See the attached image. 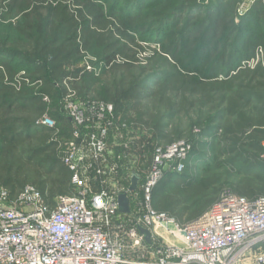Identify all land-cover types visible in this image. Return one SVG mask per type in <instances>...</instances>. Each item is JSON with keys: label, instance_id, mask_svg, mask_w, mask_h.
I'll list each match as a JSON object with an SVG mask.
<instances>
[{"label": "built area", "instance_id": "built-area-1", "mask_svg": "<svg viewBox=\"0 0 264 264\" xmlns=\"http://www.w3.org/2000/svg\"><path fill=\"white\" fill-rule=\"evenodd\" d=\"M63 103L73 129L60 161L71 172L74 192L49 206L31 185L14 198L0 189V264H264V197L226 193L181 225L153 208L152 195L166 171H183L191 145L155 146L145 171L133 159L123 166L133 157L135 137L113 106L69 97ZM37 124L55 126L47 114ZM120 166L127 167L126 177ZM136 170L138 186L131 192ZM121 195L129 199L127 214L119 211Z\"/></svg>", "mask_w": 264, "mask_h": 264}, {"label": "trees", "instance_id": "trees-1", "mask_svg": "<svg viewBox=\"0 0 264 264\" xmlns=\"http://www.w3.org/2000/svg\"><path fill=\"white\" fill-rule=\"evenodd\" d=\"M74 3L76 8L64 2L55 4L49 16L50 26L47 37L41 35L43 27L40 17L26 15L27 22L24 25L23 37L13 41V46L20 49L21 65L30 69L29 76H24L19 68L7 62L8 57L3 58L4 61L0 60V112L13 109L28 116L42 117L48 114L55 122L53 128L26 123L25 136L14 130L13 135H10L11 148L28 146L23 152L21 164L10 161L0 172V184L11 198L16 197L26 186L19 180L22 178V166L36 172L37 178L31 186L40 192L47 205L53 206L54 199L59 195H71L74 192L71 172L60 161L63 152L59 160L51 157L55 151H60L61 147L64 151V144L70 139L73 129L69 117L60 111L62 108L58 107L60 112L53 114L50 101L57 92L62 102L65 97H69L75 103L97 101L111 104L117 118L118 112L112 94L122 96L126 103H132V111L121 112L118 119L126 123L134 132L135 138L129 143V152L139 161L151 157L155 146H162L156 144L154 135H149L151 116L142 106V102L157 99L161 104L178 112L185 107L186 96H194L198 93L201 99L207 102H211V98H214L219 121L215 129L218 134L216 139L223 154L230 158L229 164L240 166L241 172L244 170L246 173L261 174L264 179V160L260 158L264 154V66L244 69L227 80L187 83L185 77L179 74L165 57L152 56L154 64L168 67V71L155 81V90H150L144 85L124 87L120 85L119 90L113 91L111 95L108 91V96H104L90 87L87 78L91 77V74L85 71L86 62L84 64L82 59L90 55L98 57L106 68L114 72L129 68V64L125 62L116 63L118 60L123 61L128 58L126 20L112 10L107 11L96 1ZM231 4L232 2L229 5ZM59 28L67 30L69 34L67 40L61 39ZM78 75L83 76L81 78L83 83ZM59 83L65 85L62 92L57 88ZM44 97H47L48 101H44ZM9 124L10 129L16 128V122L12 121ZM60 128L66 131L67 139L63 141L62 146L61 140L55 143L52 141L56 148L53 151L54 148L47 143L50 135L55 131H61ZM195 128L202 133L201 128L193 129ZM198 138L199 135L191 131V136L186 142L191 145L192 150L199 146ZM186 169L187 163L182 172L166 171L164 177L181 175ZM134 172L140 176L138 170ZM213 183L216 184L214 181ZM204 184L201 187H189L185 191L188 197L208 199L197 209L187 208L180 193L164 192L162 189L153 195V208L159 213L173 216L182 225L188 224L200 217L218 200L221 191L215 188L207 194L208 187L212 188L208 181ZM174 185L178 188L181 183L178 181ZM231 189L233 194L247 199L264 197V191L257 196L253 185L247 181L239 182L235 189Z\"/></svg>", "mask_w": 264, "mask_h": 264}, {"label": "rangeland", "instance_id": "rangeland-1", "mask_svg": "<svg viewBox=\"0 0 264 264\" xmlns=\"http://www.w3.org/2000/svg\"><path fill=\"white\" fill-rule=\"evenodd\" d=\"M84 1H96L107 11L112 10L126 20L128 58L116 63L125 62L129 64V68L114 72L106 68L98 57L90 55L82 59V62L89 66L85 71L91 74V77L87 78L90 87L104 96H108V91L111 95L121 86L129 85H144L150 90H155V81L168 71V67L154 64L152 56L165 57L178 73L185 77L187 83L227 80L244 69L264 66V0H195L196 2L191 3L187 0H0V60L4 61L3 58L8 57L7 62L19 68L21 73L24 72V76H29L30 69L21 65L20 49L13 46V41L23 37L26 15L40 17L43 27L41 35L47 37L49 16L57 2H64L76 8L74 2ZM58 31L63 41L69 38L66 29L59 28ZM78 76L83 83V76ZM64 87V83L57 85L61 92ZM57 94L59 92L50 101L53 114L60 111L66 114L64 103ZM112 95L115 98L118 118L121 112L132 111V103H126L120 95ZM186 97L185 107L178 112L161 104L157 99L142 102V106L151 116L149 135H154L157 145L166 147L173 141H187L194 127L202 129V133L195 134L199 135V146L190 150V156L188 154L185 161L186 171L178 176L166 175L154 187L153 195L161 189L170 193L176 191L183 195L181 199L184 200V205L192 210L199 208L202 202L208 199L186 196L187 188L201 187L208 181L212 189L208 187L207 194L217 188L221 191L219 200L224 194L233 193L231 188L235 189L237 183L247 181L253 185L254 192L259 196L264 191L263 176L246 173L244 170L241 172L240 166L229 164L230 158L223 154L221 146L217 143L218 134L215 129L219 121L214 98L207 102L202 100L198 93ZM58 107L62 110L58 111ZM40 119L41 117L28 116L13 109L0 112V172L10 161L21 164L23 152L28 149L27 145L17 149L10 147V135H13V130L25 136V124L38 126ZM12 121L16 122L15 129H10L9 123ZM65 139L67 133L61 129L50 135L47 145L52 146L54 151L56 148L52 141L55 143L61 140L62 146ZM62 152L61 147L60 151H55L51 157L59 160ZM130 154L133 157L126 156L123 166L127 165L125 161L133 159L143 170L148 167L150 157L139 161L133 153ZM260 158L262 159V155ZM170 165L171 163H167L166 169ZM123 166L119 167V175L126 177L127 167ZM21 175L19 180L23 185H34L37 178L35 171L22 166ZM175 181L181 183L178 188H175ZM3 188L0 184V189Z\"/></svg>", "mask_w": 264, "mask_h": 264}, {"label": "water", "instance_id": "water-1", "mask_svg": "<svg viewBox=\"0 0 264 264\" xmlns=\"http://www.w3.org/2000/svg\"><path fill=\"white\" fill-rule=\"evenodd\" d=\"M138 181H139V176L136 175L135 173H133V176L131 178V184L129 187V191L134 192L137 190ZM118 204H119V211L121 213L127 214L130 212L129 199L127 198L126 195H121L119 197ZM141 232L145 235L146 241L149 242V233L147 231H141Z\"/></svg>", "mask_w": 264, "mask_h": 264}]
</instances>
